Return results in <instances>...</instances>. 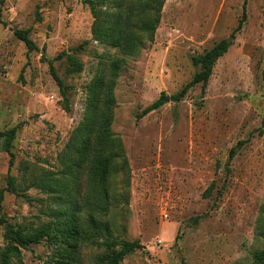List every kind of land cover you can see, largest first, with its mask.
I'll use <instances>...</instances> for the list:
<instances>
[{
	"label": "rangeland",
	"instance_id": "1",
	"mask_svg": "<svg viewBox=\"0 0 264 264\" xmlns=\"http://www.w3.org/2000/svg\"><path fill=\"white\" fill-rule=\"evenodd\" d=\"M0 20V132L17 127L11 158L0 139V247L7 225L47 227L37 244L20 249L21 264H59L57 198L33 183L62 173L84 88L101 58L119 55L91 40L83 0H3ZM13 29L28 30L36 49L27 51ZM222 40L229 45L204 90L196 84L170 101L200 70L192 59ZM160 94L168 100L141 115ZM113 97L110 131L121 154L99 221L109 241L140 245L117 264H252L264 251V0H165L152 42L124 58ZM77 218L84 226L86 211ZM108 246L102 235L81 241L78 264H108L106 254L120 250Z\"/></svg>",
	"mask_w": 264,
	"mask_h": 264
},
{
	"label": "trees",
	"instance_id": "2",
	"mask_svg": "<svg viewBox=\"0 0 264 264\" xmlns=\"http://www.w3.org/2000/svg\"><path fill=\"white\" fill-rule=\"evenodd\" d=\"M164 1L83 0L91 17L89 28L91 40L102 48L115 50L119 56L107 55V60L101 58L84 88V108L80 121L71 131L65 144L61 157L62 173L58 177H42L33 183L37 188L53 193L57 198V210L52 213V236L59 243V264H78L77 244L96 235L104 236L107 247L108 245L120 247L117 252L106 254L108 264H117L127 253L140 247L135 241H109V230L99 221V217L109 210L108 180L121 154L120 141L110 131L114 106L113 88L117 74L124 64V58L138 56L140 51L152 42ZM2 3L3 0H0V4ZM243 18L242 13L235 31L240 29ZM0 24L5 25L1 20ZM12 34L27 51L36 49L29 39L28 30L13 29ZM228 45L227 40L219 41L200 57L193 58L192 62L200 65V70L178 92L169 96V100L180 101L187 90L196 84H200V89L204 90L214 61L226 51ZM60 56L57 55L52 60H57ZM65 56L69 63H75L71 55ZM52 60L48 61L49 74L59 90L63 100L62 108L66 111L67 99L62 82L51 66ZM164 98L163 94H160L141 111V115L158 109ZM261 126H264V117ZM16 129L14 126L0 132L2 149L10 158L11 142ZM240 144L239 141L229 149L228 159L233 157L234 150ZM122 164L125 167L124 159ZM80 175L84 176V192L81 197L78 188ZM211 188L212 183L204 190V197L208 196ZM81 208L86 211L84 226L77 218ZM46 228L42 226L25 229L7 225L4 232L6 242L0 247V264H21L20 249L37 244L47 234ZM252 264H264V251L254 252Z\"/></svg>",
	"mask_w": 264,
	"mask_h": 264
},
{
	"label": "water",
	"instance_id": "3",
	"mask_svg": "<svg viewBox=\"0 0 264 264\" xmlns=\"http://www.w3.org/2000/svg\"><path fill=\"white\" fill-rule=\"evenodd\" d=\"M227 41H228V40H227ZM167 100H168V98H167V97H165V98H164V101H167Z\"/></svg>",
	"mask_w": 264,
	"mask_h": 264
}]
</instances>
